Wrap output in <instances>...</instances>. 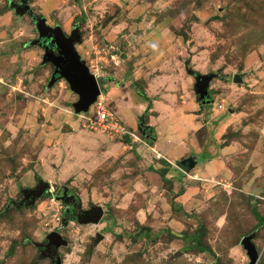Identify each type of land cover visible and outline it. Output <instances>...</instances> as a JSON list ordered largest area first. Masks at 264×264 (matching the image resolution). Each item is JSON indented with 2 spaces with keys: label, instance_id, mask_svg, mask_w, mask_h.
Masks as SVG:
<instances>
[{
  "label": "rangeland",
  "instance_id": "374dc122",
  "mask_svg": "<svg viewBox=\"0 0 264 264\" xmlns=\"http://www.w3.org/2000/svg\"><path fill=\"white\" fill-rule=\"evenodd\" d=\"M22 1L80 34L125 133L87 124L64 77L50 84ZM170 126L182 151L168 161L155 128ZM68 195L99 222L69 217ZM247 236L264 264V0H0V264H249Z\"/></svg>",
  "mask_w": 264,
  "mask_h": 264
},
{
  "label": "water",
  "instance_id": "95a60500",
  "mask_svg": "<svg viewBox=\"0 0 264 264\" xmlns=\"http://www.w3.org/2000/svg\"><path fill=\"white\" fill-rule=\"evenodd\" d=\"M21 4V5H20ZM20 4L11 2V6L17 13H27L31 19L35 22L38 29V37L32 40L33 44H37L44 49L43 62H50L54 70L52 71L50 84L53 83L57 78L64 77L71 89L78 95V100L73 104L76 112L87 111L89 106L96 100L97 96L101 93L98 81L95 75L89 71V68L85 64L84 60H80V56L74 48V43L79 41L80 34L77 31H73L70 36H65L60 28H52L45 23V19L36 16L29 6L22 1ZM40 37L43 40L40 41ZM45 38H50V41L45 43ZM53 43L57 48L58 54H52L49 49V44ZM196 79V93L199 95L200 103H210L211 94L208 91L209 76H195ZM175 163L183 167L188 168V163L183 161H175ZM49 184L42 182L38 189H32L26 191V198L30 197V200L36 196H40L44 191L49 190ZM80 207V205H78ZM103 209L100 206H91L90 209L81 210L76 214L75 218L83 223L86 221L97 223L101 219ZM62 223H65V219L62 218ZM65 241L57 231H52L49 234V243L47 251L49 255L56 256L57 248L62 245ZM242 244L246 249L247 256L249 258V264H256L258 259V253L255 245L251 242L250 236H247L242 240ZM57 261V260H56Z\"/></svg>",
  "mask_w": 264,
  "mask_h": 264
},
{
  "label": "built area",
  "instance_id": "2783aa9c",
  "mask_svg": "<svg viewBox=\"0 0 264 264\" xmlns=\"http://www.w3.org/2000/svg\"><path fill=\"white\" fill-rule=\"evenodd\" d=\"M87 124L101 129H110L114 133H125V129L119 124L118 119L110 112L103 96H98L95 102L85 111ZM109 131V130H108ZM138 138V137H137Z\"/></svg>",
  "mask_w": 264,
  "mask_h": 264
},
{
  "label": "crops",
  "instance_id": "0c3cea01",
  "mask_svg": "<svg viewBox=\"0 0 264 264\" xmlns=\"http://www.w3.org/2000/svg\"><path fill=\"white\" fill-rule=\"evenodd\" d=\"M146 102H142L143 106L146 104ZM154 108H155V104H153V109ZM150 109H152V107ZM147 126H149V125H147ZM151 129H152V127H151ZM155 129H156V132H159L158 137H157L158 139L156 141L157 142L156 145L158 148L157 151H158L160 158L169 161L170 158H173V157L176 158L177 156H179L181 151H182V148L179 145L177 146V143H179V141H182L180 132L173 129L171 126L169 128H166V130H163V131L157 130V128H155ZM164 132H169L171 134L172 138L167 137V136L162 138Z\"/></svg>",
  "mask_w": 264,
  "mask_h": 264
},
{
  "label": "flooded vegetation",
  "instance_id": "af4514ba",
  "mask_svg": "<svg viewBox=\"0 0 264 264\" xmlns=\"http://www.w3.org/2000/svg\"><path fill=\"white\" fill-rule=\"evenodd\" d=\"M43 40L42 37H40V41ZM50 41V38H45V43L49 42ZM49 45V49H51V53L52 54H58L57 52V48L54 46L53 43H48ZM43 48V47H42ZM54 68V67H53ZM54 70V69H53ZM68 202H69V205H70V210L67 212V214L69 215V217H72V218H75L76 214H78L80 212V209L78 207L79 202L76 198V196H73V195H68ZM47 250H50V247H48Z\"/></svg>",
  "mask_w": 264,
  "mask_h": 264
},
{
  "label": "trees",
  "instance_id": "16d2710c",
  "mask_svg": "<svg viewBox=\"0 0 264 264\" xmlns=\"http://www.w3.org/2000/svg\"><path fill=\"white\" fill-rule=\"evenodd\" d=\"M143 117H142V115H141V117H140V119H139V127H140V129L141 130H150L151 129V127H149V126H147V125H144V123H143ZM145 137V136H144ZM145 139L147 140V141H150L151 142V140L152 139H154V137H151V138H146L145 137ZM163 161V160H162Z\"/></svg>",
  "mask_w": 264,
  "mask_h": 264
},
{
  "label": "clouds",
  "instance_id": "9594fccd",
  "mask_svg": "<svg viewBox=\"0 0 264 264\" xmlns=\"http://www.w3.org/2000/svg\"><path fill=\"white\" fill-rule=\"evenodd\" d=\"M99 88H100V87H99ZM100 94H101V93H100ZM100 94H99V95H100ZM99 95H98V96H99ZM98 96H97V97H98ZM96 99H97V98H96ZM87 110H88V109H87Z\"/></svg>",
  "mask_w": 264,
  "mask_h": 264
}]
</instances>
